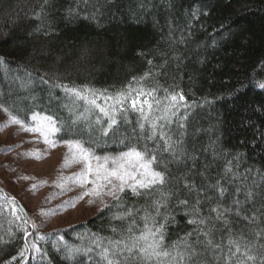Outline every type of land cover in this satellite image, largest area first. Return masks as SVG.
<instances>
[{
    "label": "trees",
    "instance_id": "trees-1",
    "mask_svg": "<svg viewBox=\"0 0 264 264\" xmlns=\"http://www.w3.org/2000/svg\"><path fill=\"white\" fill-rule=\"evenodd\" d=\"M0 57V105L25 123L33 111L52 115L65 125L57 141H90L101 156L136 143L157 150L166 162L164 191L174 193L166 246L193 231L176 201L192 204L197 193L205 216L217 204L233 209L227 225L214 221L212 238L225 250L230 236L255 242L252 233L264 230V0H0ZM145 74L142 86L157 88V98L163 100L165 89L185 97L187 107L164 129L175 156L163 151L159 137H139V113L132 110L127 122L118 117L108 136L94 123L91 131L83 122L73 126L85 102L52 87L87 85L114 94L130 83L136 87L133 78ZM86 115L94 122L101 114ZM185 184L195 190L189 194ZM248 192L254 195L246 198ZM149 199L126 190L121 204L112 200L85 221L37 235L17 200L0 188V264H101L92 241L118 238L112 229L123 230L132 220L142 227ZM126 210L132 217L113 219ZM207 264H214L210 257Z\"/></svg>",
    "mask_w": 264,
    "mask_h": 264
},
{
    "label": "snow or ice",
    "instance_id": "snow-or-ice-1",
    "mask_svg": "<svg viewBox=\"0 0 264 264\" xmlns=\"http://www.w3.org/2000/svg\"><path fill=\"white\" fill-rule=\"evenodd\" d=\"M4 64V58L0 57V65ZM147 77H141L139 81L133 78L137 85L133 87L130 83L126 88L107 94V91H100L89 88L87 85L70 86L56 83L52 87L60 88L65 96L71 100L83 101L86 104L85 111L74 113L71 120L73 126L86 123L88 130H92L94 123L100 131L101 136H108L118 125V117L127 122L129 110L139 113L137 126L140 129L139 137L145 140H156L159 137L164 141V152L176 155L171 137L164 129L172 123V118L177 116L185 97L182 93H168L165 89L163 100L157 98L155 93L157 88L145 89L142 81ZM42 82L43 77H41ZM264 87V84L260 85ZM103 100V104L98 103ZM68 107V105H65ZM8 115L4 127L9 124L19 125V130L38 134L43 142L52 147L56 146L54 137L64 130V122L59 121L52 115L33 111L29 122L25 123L18 115L13 114L8 108L0 105ZM98 110V115L94 122L89 120L87 113ZM69 112L72 108L69 107ZM158 113V114H156ZM106 125V126H105ZM183 127V125H180ZM63 143L67 146L62 167H69L71 164L81 165L80 171L74 173L68 179L77 182L81 187L91 185L81 195L90 197L89 203L99 199L102 207H107L103 198L109 196L117 204L122 203V194L129 190L133 195H148V203L141 209L144 215L141 217L143 226L136 225L135 220L123 230L113 228L112 231L118 234V238L97 237L92 243L99 249L98 257L101 264H207L210 259L214 264H264V243H259L264 239V230L254 231L252 235L256 241H249L243 235L236 239L231 236L227 241V250L221 243H216L213 237L214 221L223 220L228 224L226 215L233 211L232 208H225L222 205L209 208L210 215H203L201 211L202 200L197 193L194 203L189 204L187 199L177 200L176 206L185 209L186 215L190 217L188 223L193 225V231L181 237L178 242H174L170 247L165 245V230L167 224L174 219L169 211V201L174 195L171 191H164L168 182L166 173V162L160 160L156 149H149L147 143L130 144L127 150L116 154L97 155L95 147L90 141L84 139H68ZM38 151V150H37ZM27 155V153H25ZM37 158H39L37 156ZM161 164L165 170H157ZM226 171H231L230 168ZM63 179V178H58ZM33 188L36 185L32 186ZM189 194L195 189L191 184H185ZM220 195L224 194V189L220 188ZM254 194L247 193L246 198H251ZM236 209L235 214L239 216L242 207L239 200L233 202ZM163 209V210H162ZM214 213L215 216H212ZM133 210H126L113 217L114 220L121 221L130 218ZM250 223L255 221V216L249 218ZM211 225V226H210ZM35 227V225H33ZM229 231H231L229 229ZM27 235V232H25ZM195 236L193 241L190 238ZM201 236L204 238L201 240ZM243 243H242V242ZM27 248V244L25 245ZM33 247H35L33 245ZM259 250V254L254 252ZM38 251V249H37ZM81 249H73L79 252ZM88 252L93 249H87ZM23 255V252L20 253ZM15 259V257H13Z\"/></svg>",
    "mask_w": 264,
    "mask_h": 264
},
{
    "label": "rangeland",
    "instance_id": "rangeland-1",
    "mask_svg": "<svg viewBox=\"0 0 264 264\" xmlns=\"http://www.w3.org/2000/svg\"><path fill=\"white\" fill-rule=\"evenodd\" d=\"M7 119L0 108V188L20 204L31 233L70 227L103 208L99 199L90 204V197L80 198L91 185L81 187L68 179L81 165L62 167L67 152L63 142L54 137L56 146L47 145L38 134L20 131L19 125L4 127ZM103 200L108 205L112 198Z\"/></svg>",
    "mask_w": 264,
    "mask_h": 264
}]
</instances>
